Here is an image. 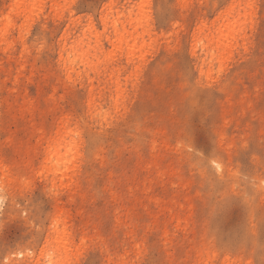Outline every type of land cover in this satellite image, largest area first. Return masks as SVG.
<instances>
[{
    "label": "rangeland",
    "instance_id": "rangeland-1",
    "mask_svg": "<svg viewBox=\"0 0 264 264\" xmlns=\"http://www.w3.org/2000/svg\"><path fill=\"white\" fill-rule=\"evenodd\" d=\"M17 3L0 0V264H264V0ZM82 32L102 48L70 49L66 73Z\"/></svg>",
    "mask_w": 264,
    "mask_h": 264
},
{
    "label": "bare ground",
    "instance_id": "bare-ground-1",
    "mask_svg": "<svg viewBox=\"0 0 264 264\" xmlns=\"http://www.w3.org/2000/svg\"><path fill=\"white\" fill-rule=\"evenodd\" d=\"M25 2H26V0H18V3H17V16L18 17H20V16H22V15H24V13L26 12V4H25ZM5 19H7V18H4V20ZM134 23V21L133 20H129V25H130V27L132 28V24ZM15 25H13V24H11L10 23V25H9V27H5L4 29H3V31H0V44L2 45V46H4L5 48H6V50L7 51H9V49L10 48H12L11 46H13L12 45V43H13V41H14V39H13V41L12 40H10V38H9V31H10V29H12L13 27H14ZM134 27V26H133ZM122 29H123V31H124V29H126V27L124 28V26L122 25ZM133 29V28H132ZM216 29V32L215 33H212V36H211V38L209 39V41H215L216 40V42L217 43H220L221 41V39L225 36V30L222 28V27H218V28H215ZM213 30V29H212ZM85 32V31H84ZM83 33V32H82ZM114 33H115V36H117L119 33H120V31H119V29H117V28H114ZM86 33H83V37L82 36H80L79 38H81V39H78L77 41L75 40L74 42H70V46L68 47L67 45H69V44H67L66 43V41L64 40L65 38L64 37H62V38H64L63 40H64V42H62V47H60L61 49H59L60 50V59L62 60V62H63V68H64V71L67 73L68 71H70V70H72V61L70 60V58H69V53H68V51L70 50V49H72V50H79V51H81L82 53H84V52H87L85 49H84V47L83 46H87L88 48L90 47L89 45H92V44H90L89 42H85V41H88V40H86V38H87V35H85ZM81 35V34H80ZM66 36V35H65ZM128 36H132V34L131 33H128ZM209 36V35H208ZM89 38V37H88ZM87 38V39H88ZM206 38V37H205ZM22 39V38H21ZM68 39V38H67ZM69 40V39H68ZM207 40V39H206ZM62 41V40H61ZM208 41V40H207ZM206 41V42H207ZM69 42V41H68ZM94 42H95V44H94ZM93 42V44H94V46H91L90 47V49L89 50H93V51H96V50H99V49H101L102 48V44H101V42H99V41H94ZM109 42H111V41H109ZM15 43V42H14ZM13 43V44H14ZM20 43H22L23 44V42H20ZM25 44V43H24ZM23 44V45H24ZM211 44V43H210ZM23 47V46H22ZM25 47V46H24ZM26 48V47H25ZM87 48V49H88ZM5 50V51H6ZM25 50H27V48L25 49ZM25 52V51H24ZM23 51H22V53H24ZM89 53V51L87 52V54ZM64 54H66V58L65 59H63L62 57H63V55ZM25 56V55H24ZM120 73V69H119V67H117V68H110V75L112 76V78L113 77H115L117 74H119ZM57 213L61 216L62 215V213H61V210H58L57 211ZM177 214H178V212H172L171 213V217L172 218H176L177 217ZM58 221H60L59 219H56L55 220V224H54V226L55 227H57L58 226ZM62 248H63V246L61 247V246H58V248H56L55 249V251H53V253L54 254H58V253H60V251L62 250ZM47 264H54V261H53V258L52 257H50V256H48V259H47Z\"/></svg>",
    "mask_w": 264,
    "mask_h": 264
}]
</instances>
